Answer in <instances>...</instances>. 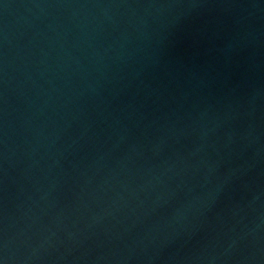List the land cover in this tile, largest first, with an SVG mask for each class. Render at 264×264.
<instances>
[{
    "label": "water",
    "instance_id": "obj_1",
    "mask_svg": "<svg viewBox=\"0 0 264 264\" xmlns=\"http://www.w3.org/2000/svg\"><path fill=\"white\" fill-rule=\"evenodd\" d=\"M0 264H264V0H0Z\"/></svg>",
    "mask_w": 264,
    "mask_h": 264
}]
</instances>
